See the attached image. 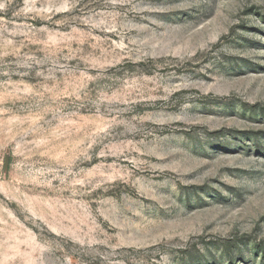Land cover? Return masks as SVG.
I'll use <instances>...</instances> for the list:
<instances>
[{
  "label": "rangeland",
  "instance_id": "1",
  "mask_svg": "<svg viewBox=\"0 0 264 264\" xmlns=\"http://www.w3.org/2000/svg\"><path fill=\"white\" fill-rule=\"evenodd\" d=\"M0 264H264V0H0Z\"/></svg>",
  "mask_w": 264,
  "mask_h": 264
}]
</instances>
